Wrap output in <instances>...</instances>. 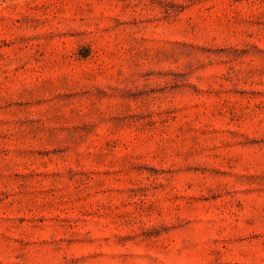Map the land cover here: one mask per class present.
I'll list each match as a JSON object with an SVG mask.
<instances>
[{"label": "rangeland", "instance_id": "374dc122", "mask_svg": "<svg viewBox=\"0 0 264 264\" xmlns=\"http://www.w3.org/2000/svg\"><path fill=\"white\" fill-rule=\"evenodd\" d=\"M0 264H264V0H0Z\"/></svg>", "mask_w": 264, "mask_h": 264}]
</instances>
